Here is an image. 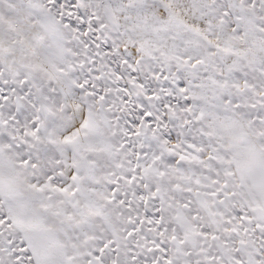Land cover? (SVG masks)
<instances>
[{"label": "snow or ice", "instance_id": "1", "mask_svg": "<svg viewBox=\"0 0 264 264\" xmlns=\"http://www.w3.org/2000/svg\"><path fill=\"white\" fill-rule=\"evenodd\" d=\"M0 264H264V0H0Z\"/></svg>", "mask_w": 264, "mask_h": 264}]
</instances>
